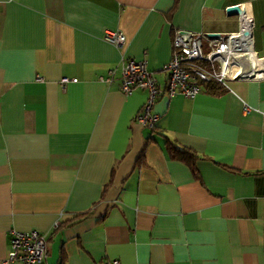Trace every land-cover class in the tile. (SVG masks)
<instances>
[{
  "label": "crops",
  "instance_id": "obj_1",
  "mask_svg": "<svg viewBox=\"0 0 264 264\" xmlns=\"http://www.w3.org/2000/svg\"><path fill=\"white\" fill-rule=\"evenodd\" d=\"M246 4L263 58L264 0H0V264L10 231L40 234L43 264H264V79L161 93L153 131L119 89L144 59L161 90L173 31L233 33Z\"/></svg>",
  "mask_w": 264,
  "mask_h": 264
},
{
  "label": "built area",
  "instance_id": "obj_2",
  "mask_svg": "<svg viewBox=\"0 0 264 264\" xmlns=\"http://www.w3.org/2000/svg\"><path fill=\"white\" fill-rule=\"evenodd\" d=\"M236 15V31L220 34H194L174 30L171 41V55L164 67L166 80L160 90L152 75L146 69L144 59L124 60L120 69V92L126 96L132 89L146 93V99L134 116V123L152 130L157 119L152 112L155 100L163 93L167 98L181 96L193 99L200 87L215 84L228 89L233 81H258L264 79V57L259 58L253 50V23L249 5H239ZM103 41L122 48L124 37L118 32H106ZM109 83L110 76L103 80ZM75 79L59 80L60 87ZM246 106L243 111H247ZM56 227V226H55ZM54 227V228H55ZM7 262L17 264H43L47 251L44 238L37 232H9ZM99 264H119L104 261Z\"/></svg>",
  "mask_w": 264,
  "mask_h": 264
},
{
  "label": "trees",
  "instance_id": "obj_3",
  "mask_svg": "<svg viewBox=\"0 0 264 264\" xmlns=\"http://www.w3.org/2000/svg\"><path fill=\"white\" fill-rule=\"evenodd\" d=\"M210 85L218 87L215 84H210ZM152 131H153V129H152ZM166 151H167V154L170 156V158L177 160L179 162H182L194 174V172H193L194 171V161L196 158L190 152L185 151L183 149H178V148L172 146L171 144H167Z\"/></svg>",
  "mask_w": 264,
  "mask_h": 264
},
{
  "label": "water",
  "instance_id": "obj_4",
  "mask_svg": "<svg viewBox=\"0 0 264 264\" xmlns=\"http://www.w3.org/2000/svg\"><path fill=\"white\" fill-rule=\"evenodd\" d=\"M239 8L237 6H231L225 9L226 16H236L239 14Z\"/></svg>",
  "mask_w": 264,
  "mask_h": 264
}]
</instances>
